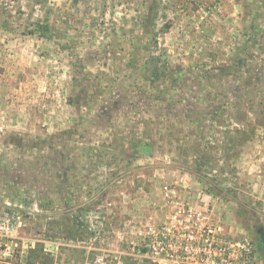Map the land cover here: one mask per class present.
<instances>
[{
    "label": "rangeland",
    "instance_id": "374dc122",
    "mask_svg": "<svg viewBox=\"0 0 264 264\" xmlns=\"http://www.w3.org/2000/svg\"><path fill=\"white\" fill-rule=\"evenodd\" d=\"M247 52L237 85L263 90L264 0H0V201L20 208L21 259L153 264L139 246L165 186L256 247L264 92L247 142L222 129V67ZM191 151L211 152L202 179Z\"/></svg>",
    "mask_w": 264,
    "mask_h": 264
},
{
    "label": "built area",
    "instance_id": "2783aa9c",
    "mask_svg": "<svg viewBox=\"0 0 264 264\" xmlns=\"http://www.w3.org/2000/svg\"><path fill=\"white\" fill-rule=\"evenodd\" d=\"M163 194L169 212L161 223L150 226L140 243L141 257L153 264H260L254 242L228 238L213 220L209 204L190 203L174 188ZM22 217L16 205L0 201V264H28L20 255ZM108 264L105 257L94 263Z\"/></svg>",
    "mask_w": 264,
    "mask_h": 264
},
{
    "label": "trees",
    "instance_id": "16d2710c",
    "mask_svg": "<svg viewBox=\"0 0 264 264\" xmlns=\"http://www.w3.org/2000/svg\"><path fill=\"white\" fill-rule=\"evenodd\" d=\"M44 28L46 29L47 27ZM250 59V53L247 52L245 55H241L235 63L222 67V129H227L228 131H226L230 138L228 139L227 137L229 142L228 145L234 144V140L245 142L249 140L248 138L251 132L247 128L249 121L246 120H248L251 113H256L254 111L255 102L258 101V98L261 96L262 92H264V89L262 90L261 88H257L255 86L252 87L250 82V85L246 84V87L242 86L243 88H246L245 90L237 85L238 80H241L243 77L247 78L251 74L249 71ZM155 71L158 73L159 70L156 69ZM182 79L183 77H174L173 84L179 85V80L181 81ZM246 82L248 83V81ZM157 89V92H159L162 96L169 92V90L166 91L165 89H161V86H159ZM138 90H141V86H138ZM231 95H233L232 99L229 97ZM260 98L261 99L258 101V106L264 110V98ZM222 151H225V149ZM190 154H192L194 157L193 170L195 173L200 174L199 177L202 179V173L206 172V168L211 165V152L207 151L204 153L203 151H191ZM78 234L90 237V239H93L95 235L94 232L88 230V228L80 229L77 226L76 230L73 231V235L77 236ZM49 263H52L51 260L44 255L42 257L37 255L34 257V259L32 258L30 261H28V264Z\"/></svg>",
    "mask_w": 264,
    "mask_h": 264
},
{
    "label": "flooded vegetation",
    "instance_id": "af4514ba",
    "mask_svg": "<svg viewBox=\"0 0 264 264\" xmlns=\"http://www.w3.org/2000/svg\"><path fill=\"white\" fill-rule=\"evenodd\" d=\"M256 247H260V251L262 252L261 257L264 258V237L262 236L261 239H256Z\"/></svg>",
    "mask_w": 264,
    "mask_h": 264
}]
</instances>
